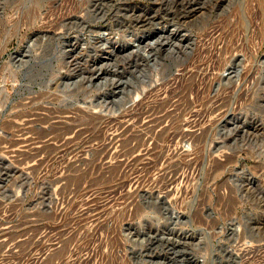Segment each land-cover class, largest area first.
I'll return each mask as SVG.
<instances>
[{
    "label": "rangeland",
    "instance_id": "1",
    "mask_svg": "<svg viewBox=\"0 0 264 264\" xmlns=\"http://www.w3.org/2000/svg\"><path fill=\"white\" fill-rule=\"evenodd\" d=\"M4 3L0 264H264V0Z\"/></svg>",
    "mask_w": 264,
    "mask_h": 264
},
{
    "label": "bare ground",
    "instance_id": "2",
    "mask_svg": "<svg viewBox=\"0 0 264 264\" xmlns=\"http://www.w3.org/2000/svg\"><path fill=\"white\" fill-rule=\"evenodd\" d=\"M13 2V0H5V7L7 8L8 6H10V4ZM53 42H51L50 40L48 41H43L39 46L40 49H38L37 51L34 52V63H32L33 65V69L30 72V83H36V84H40V83H49L53 80L56 79L58 73L56 72L55 67L57 64H53L51 63L52 61L50 60L51 56L53 55V50L52 49V45ZM191 45V44H190ZM167 63V62H166ZM72 97V96H71ZM70 96H68V100L72 101L73 99H71ZM67 97H65L64 99H66ZM63 99V101H65ZM75 100V99H74ZM73 102V101H72Z\"/></svg>",
    "mask_w": 264,
    "mask_h": 264
}]
</instances>
